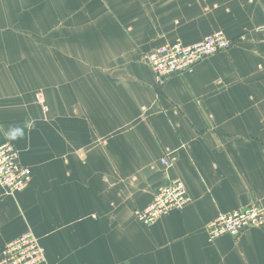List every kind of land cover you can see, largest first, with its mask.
Returning a JSON list of instances; mask_svg holds the SVG:
<instances>
[{
    "label": "crops",
    "instance_id": "obj_1",
    "mask_svg": "<svg viewBox=\"0 0 264 264\" xmlns=\"http://www.w3.org/2000/svg\"><path fill=\"white\" fill-rule=\"evenodd\" d=\"M220 30L233 47L164 86L140 60ZM7 141L32 180L0 185V256L32 230L41 264H264V229L207 231L264 206V0H0ZM173 179L191 202L143 225L135 209Z\"/></svg>",
    "mask_w": 264,
    "mask_h": 264
},
{
    "label": "built area",
    "instance_id": "obj_2",
    "mask_svg": "<svg viewBox=\"0 0 264 264\" xmlns=\"http://www.w3.org/2000/svg\"><path fill=\"white\" fill-rule=\"evenodd\" d=\"M234 39L220 30L194 44L177 40L167 42L151 52L141 55L140 60L151 67L156 81L164 86L176 74L192 72L202 60L220 52L229 51ZM171 166L168 157L162 161ZM32 180L31 168L21 161V153L15 143L0 144V185L5 194L15 195L26 189ZM191 202L186 184L173 179L161 184L153 192L151 202L134 213L145 226L154 225L159 219L173 210L183 209ZM251 228L264 229V206L252 203L229 213H220L207 226L211 241L228 234L239 237ZM46 260V251L39 237L32 231L23 232L9 241L0 256V264H41Z\"/></svg>",
    "mask_w": 264,
    "mask_h": 264
}]
</instances>
